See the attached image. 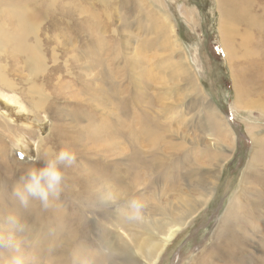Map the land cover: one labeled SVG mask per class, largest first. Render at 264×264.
Returning a JSON list of instances; mask_svg holds the SVG:
<instances>
[{"label":"rangeland","instance_id":"rangeland-1","mask_svg":"<svg viewBox=\"0 0 264 264\" xmlns=\"http://www.w3.org/2000/svg\"><path fill=\"white\" fill-rule=\"evenodd\" d=\"M219 8V0L2 1L10 29L17 15L37 12L26 41L40 60L30 63L17 42L0 49L27 108L1 89L0 122L15 128L0 124L8 154H0V226L15 240L0 264L18 253L38 264L92 262L93 254L91 264H149L154 244L186 219L154 264H264V73L240 79L264 55L255 53L264 0L252 9L260 25L239 28L242 39L254 36L251 50L236 48L246 56L227 53ZM37 101L43 109L30 115ZM64 147L76 162L60 166L59 199L22 206L13 194L21 178ZM109 191L116 203L105 205ZM133 200L144 204L138 222L127 219ZM79 243L89 253L79 256Z\"/></svg>","mask_w":264,"mask_h":264},{"label":"bare ground","instance_id":"bare-ground-1","mask_svg":"<svg viewBox=\"0 0 264 264\" xmlns=\"http://www.w3.org/2000/svg\"><path fill=\"white\" fill-rule=\"evenodd\" d=\"M2 1L3 0H0V9H1V5H2ZM252 1H254L252 3ZM242 0V7L240 9V6L238 7L240 10L237 11V12H233L234 14L231 13V10L233 9V5L235 3H238L236 0H219L220 2V8H221V11L222 14H223V24H222V35H223V40H224V45L227 47V53L229 55H235V56H238L239 54L238 53H242L243 55L246 56V52L245 51H239V50H236V48H241V49H249L251 50V47L247 48L248 45H249V41L253 40L254 39V36H248L247 34V38L245 37L244 39L243 36H245V34L243 32H241L239 28H241V25L243 24H247V25H250L253 29L257 26V25H260L259 23V20H257L254 16V12L252 11L253 7L256 6L257 4V1L258 0ZM261 1V0H260ZM234 3V4H233ZM252 3V4H251ZM240 4V3H239ZM238 4V5H239ZM253 6V7H252ZM219 8V9H220ZM37 17V12L33 11V10H30L26 13H22V14H19L17 15V18H16V22H15V25L13 28H8L7 26H5V23L0 21V49L2 51V53H6L8 50L7 47H9V45H11L12 43L14 42H17L19 43V46H20V49L22 51H25L27 52V57H28V61L30 63H38L39 60H40V56L38 54V52L36 51L35 47H31L27 44V37L29 35V32L31 31V27L35 24V21H36V18ZM257 17V16H256ZM45 19V17H44ZM230 19V22H228V24H226V20ZM261 27V26H260ZM33 31V29H32ZM260 37V38H259ZM259 37H258V46H260V50L259 49H256L255 53H258V56L259 55H262L264 53V27H261L260 28V31H259ZM260 39V40H259ZM262 44V45H261ZM252 53V52H251ZM7 54V53H6ZM250 57V56H248ZM230 59V58H229ZM248 59V58H247ZM228 60V59H227ZM235 60V58H234ZM237 60V59H236ZM244 60V59H242ZM246 60V59H245ZM244 60V61H245ZM254 59L252 58V61ZM251 61V62H252ZM257 61L259 62H255L253 64H255V66H257V69L255 71H245L244 73H239L241 74V82L243 83H252L254 82L258 76H261L263 73H264V55L262 57H260L259 59H257ZM229 62V60H228ZM237 62V61H235ZM234 62V63H235ZM234 63H232V61L229 62V65L231 64V66L234 67V71H242L244 68H245V65L243 66L241 63L238 64V63H235L237 64L238 66H236ZM247 63V62H246ZM251 64V63H250ZM260 66V67H259ZM4 68H5V65L3 64V62L0 61V93H1V89H4V91H7L10 92V94H4L6 96V98H10L11 100L13 101H16L18 104H19V107L22 108V109H25L27 110L26 106H24V104H22L20 102V100L18 99L17 95H16V91L14 90V87L15 85L12 83V81H10L8 78H7V75L4 71ZM243 72V71H242ZM89 73V72H88ZM234 74V73H232ZM261 74V75H260ZM71 75V74H70ZM74 76V75H73ZM234 76V75H233ZM235 76H238V74H236ZM239 77V76H238ZM237 77L236 79V82L237 80H240L239 78ZM264 77V76H262ZM260 77V78H262ZM241 83V84H242ZM240 83H238L239 85ZM237 85V86H238ZM243 85V84H242ZM241 87V86H239ZM244 91V90H243ZM241 95V94H240ZM9 99V100H10ZM244 99V98H243ZM39 100V99H38ZM8 99L5 101L7 102ZM41 101H37V102H34L33 103V110H28L29 111V114L30 115H35L37 114L36 112H39L40 109H43V107L40 105ZM240 102V101H239ZM41 111H44V110H41ZM1 112V111H0ZM1 115V114H0ZM5 115V114H4ZM36 116V115H35ZM49 116V115H48ZM1 121V120H0ZM28 123V122H27ZM26 123V124H27ZM1 124V129H6L5 125L8 126L9 128L11 129H14L15 127H13L10 123H8L6 121V123H3V122H0ZM30 125V124H29ZM33 126V124H31ZM30 125V126H31ZM18 126V125H17ZM25 126V125H24ZM27 127V126H26ZM19 128V127H18ZM33 128V127H32ZM36 129V128H35ZM65 129V128H64ZM29 131L28 128H22V129H19V131L21 133H23L22 131ZM17 131V129L10 133V134H7L5 131L4 133H6L10 138H14V135H15V132ZM63 131V130H62ZM18 132V131H17ZM16 132V133H17ZM32 132V131H31ZM60 133V132H59ZM5 135V134H4ZM252 135V134H251ZM254 136V135H253ZM18 137V136H17ZM6 138V137H5ZM4 138V139H5ZM23 138V137H22ZM21 138V140H22ZM262 138V137H261ZM3 139V138H2ZM0 140V154H2L5 159L7 158V147L4 145L3 143V140ZM19 138L17 139L18 142L21 141ZM42 142L40 141V144ZM41 146V145H40ZM9 151V150H8ZM11 154V153H10ZM5 162V160H4ZM3 162V164H4ZM5 164H7V162H5ZM106 170V168H105ZM67 171V170H66ZM1 174H0V178H1ZM211 178V177H210ZM3 184H4V181L0 179V191H1V188H3ZM211 185V184H210ZM209 186V185H208ZM213 188V187H212ZM207 195V194H206ZM204 197V196H203ZM195 203V202H194ZM202 204V203H201ZM194 205V204H193ZM191 206V205H190ZM192 207V206H191ZM189 208V207H188ZM74 209V208H73ZM72 211V210H71ZM76 211V210H74ZM72 216V215H71ZM189 216V215H188ZM29 218V217H28ZM74 219V218H73ZM51 221V220H50ZM186 221L187 219L184 221V220H179V222L176 224V226L174 227V229H171L169 231V233L165 236L164 240L162 242H159V243H155L154 244V247L151 249L150 253H149V264H154L155 260L160 256L161 252L163 251L164 247L173 239V237H175V235L180 231V228L182 226H185L186 224ZM83 223V222H82ZM5 224V222L3 223ZM8 225V224H7ZM86 225V224H84ZM84 225H81L82 228ZM13 229V228H12ZM56 229V228H55ZM57 230V229H56ZM77 231V229L75 230ZM81 231V230H80ZM5 230H4V225L3 226H0V233H4ZM255 233V232H254ZM7 235V234H6ZM76 235V233H75ZM75 235H72V238H74ZM84 235L86 236V234L84 233ZM83 235V236H84ZM69 236V235H68ZM80 237L81 239H85L88 237ZM70 237V236H69ZM67 238V241L69 242L70 241V238ZM91 238V237H90ZM74 239L78 240V237H75ZM89 239V238H88ZM58 241V240H57ZM87 241V240H86ZM74 242V240H73ZM75 243V242H74ZM81 243V242H80ZM79 243V247L77 250L78 251V255L81 256L82 254L84 253H89V250L87 248H83L84 246H86V244H84V246L80 245ZM73 244V243H72ZM89 244V242H88ZM70 245V244H69ZM91 245V244H90ZM74 247V246H73ZM4 249L5 247H0V257H3V254L4 253ZM16 250V249H15ZM71 250V249H70ZM220 250H223V247L222 246H219V251H217L218 253V256H219V252ZM74 251V250H73ZM68 252V251H67ZM17 253V251H16ZM71 253V252H70ZM77 253V252H76ZM69 254V253H68ZM96 254H93L94 257H92V262L95 260V256ZM215 255V254H214ZM213 255V256H214ZM66 256V255H65ZM78 256V257H79ZM100 256V255H99ZM98 256V258H99ZM7 257V256H6ZM86 259V257H84ZM6 259V258H5ZM88 259V257H87ZM100 259V258H99ZM104 259V258H103ZM89 260V259H88ZM106 260V259H105ZM91 262V261H90ZM91 262V263H92ZM102 262H100V264H102ZM99 264V263H98Z\"/></svg>","mask_w":264,"mask_h":264},{"label":"clouds","instance_id":"clouds-1","mask_svg":"<svg viewBox=\"0 0 264 264\" xmlns=\"http://www.w3.org/2000/svg\"><path fill=\"white\" fill-rule=\"evenodd\" d=\"M50 150L54 153V158L45 159L43 167L30 168L26 176L21 178V183L13 190L14 196L25 208L29 206L30 199L41 201L45 208L50 206V197L59 199L65 179V173L60 166L70 167L76 162V153L68 147L61 148L58 152L55 149ZM39 158L38 155L29 162L32 163L39 160ZM100 202L105 205L115 204V193L111 191L104 193L100 198ZM143 208L144 204L140 201L133 200L129 202L127 215L129 222L141 221L143 219ZM7 222L15 231L23 232L25 230L26 226L20 224L15 217H8ZM14 240L15 236L11 232L7 236L0 233V247H14ZM3 264H38V262L36 257L18 253L3 261ZM81 264H91V262L84 259Z\"/></svg>","mask_w":264,"mask_h":264}]
</instances>
